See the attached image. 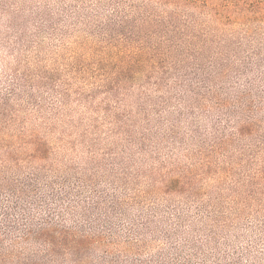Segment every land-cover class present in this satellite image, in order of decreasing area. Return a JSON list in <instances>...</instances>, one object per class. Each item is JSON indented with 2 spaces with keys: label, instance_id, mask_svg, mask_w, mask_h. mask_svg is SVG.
Listing matches in <instances>:
<instances>
[{
  "label": "trees",
  "instance_id": "1",
  "mask_svg": "<svg viewBox=\"0 0 264 264\" xmlns=\"http://www.w3.org/2000/svg\"><path fill=\"white\" fill-rule=\"evenodd\" d=\"M109 1L104 12L87 0L69 10L79 12V25L95 39L96 29L103 34L128 23L139 10L138 25L162 40L147 50L168 45L186 66L163 73L157 90L162 95L146 96L148 108L137 112L151 109L145 118L109 110L104 128L96 121L84 130L79 126L83 142L96 145L101 134L120 141L98 154L91 150L89 163L76 169L65 157L57 161L56 143L63 148L68 137L54 138L63 95L52 94L45 79L42 87L33 77L5 81L0 264L263 263L264 252L256 249L264 245V222L250 221L260 213L250 206H264V47L256 39L264 36V0ZM117 104L123 106L120 99ZM242 167L241 181L234 176ZM208 180L236 187L222 209L210 210L224 197L220 186L219 196L202 197ZM244 189L250 202L240 203L236 194ZM247 210L254 239L237 249L222 229Z\"/></svg>",
  "mask_w": 264,
  "mask_h": 264
},
{
  "label": "rangeland",
  "instance_id": "2",
  "mask_svg": "<svg viewBox=\"0 0 264 264\" xmlns=\"http://www.w3.org/2000/svg\"><path fill=\"white\" fill-rule=\"evenodd\" d=\"M87 2L101 5L103 12L110 3L109 0L102 1L101 4L98 0ZM75 6L79 7V0H0V91H4V84L9 78L18 75L28 80L36 78L35 85L40 87V80L45 79L46 84L52 88V94L53 91H59L63 95L64 103L56 108L61 109L62 114L60 123L55 125L54 138L68 137L63 148L56 143L60 153L57 161L62 162L65 157L75 162L76 169L81 164L89 163L91 150L99 153L108 145L112 146L120 141L119 138L109 140L105 134H101V142L96 145L90 141L83 142L79 139L80 127L84 130L90 121H96L95 127L104 128V125L110 123L109 110L113 113H133L138 119L145 118L146 112L147 115L151 114V109H145L141 116L137 114L140 107L148 108L144 98L148 95L161 96V92L157 90L158 84L162 83L160 79L163 73L170 69L174 71L179 64L184 67L186 64L181 63L184 58L180 54L169 53L168 45H164L161 51L147 50L162 40L159 35L150 36L144 27L138 25L136 19L141 15L139 10L131 15L128 23L111 25L103 34L96 29L98 38L95 39L88 26L79 25V12L69 10ZM256 39L262 41L264 47V36ZM247 47L248 44L245 43L242 50ZM208 52L212 53V50ZM145 59L147 61H143ZM80 90L84 92L81 102ZM49 96L48 103L49 99H53V96ZM89 97L92 98L88 100ZM118 99L123 104L121 108L117 104ZM81 118L87 119L86 122L81 123ZM35 123L36 120L31 124ZM182 127H187V123ZM179 161H185L183 155L179 156ZM172 163L173 160L168 162L170 168ZM244 170V167L235 170L234 178L241 180ZM208 183L209 186L202 188V197H215L220 186L224 197L222 201L212 202L215 208L210 210L222 209L223 200L233 194L236 187L229 180L220 184L219 180L216 183L208 180ZM244 191L246 190L236 194L240 203L250 202ZM205 201L209 203L210 199L206 198ZM262 201L264 202V197ZM250 207L253 212H260L250 221L256 226L259 222H264V206L261 209H257V204ZM247 215L248 210L247 214L238 218L234 226L222 229L230 236L237 249L246 247L254 239L253 230L247 228ZM211 220L206 224H211ZM192 229L196 231V225ZM258 247L256 250L263 253L264 245L258 244ZM247 264L253 262L249 261Z\"/></svg>",
  "mask_w": 264,
  "mask_h": 264
}]
</instances>
